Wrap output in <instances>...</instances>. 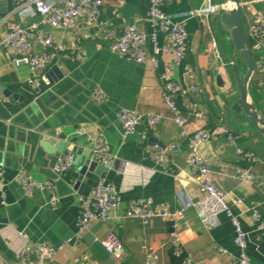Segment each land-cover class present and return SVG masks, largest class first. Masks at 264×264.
<instances>
[{"label": "crops", "instance_id": "0c3cea01", "mask_svg": "<svg viewBox=\"0 0 264 264\" xmlns=\"http://www.w3.org/2000/svg\"><path fill=\"white\" fill-rule=\"evenodd\" d=\"M245 1L241 0L244 3V21L248 24L252 12L264 10V3L255 2L247 9ZM200 3L201 0H174L167 4L166 9L174 15V20L185 22L189 34L186 56L175 64L174 77L183 83L194 79L203 84L205 93L198 97V101L201 109L206 110L207 117L201 120L192 114L185 95H177L175 102L192 131L199 126L211 130L218 125L224 127L225 132L201 142L200 150L212 161L211 174L215 184L227 194L233 211L241 214L243 227L248 232L245 253L253 264H264V229H257L259 223L264 224V138L246 123L243 115L230 107L238 97L231 72L233 46L230 34L220 22L222 12L210 15L207 25L190 14ZM14 7V0H0V36L10 25L20 21L19 16L13 13L3 22ZM149 7L150 0H106L103 6L105 18L116 30L121 31L131 23L150 37L154 36L155 40L149 38L145 45L148 59L144 63L111 50L109 40L85 37L86 32L80 27L75 31L53 30L57 41L69 45L75 43L84 54L80 60L72 51L62 54L54 48L49 51L53 58H57L54 64L65 76L79 75L70 88H86L84 81L92 82L95 90H100L105 96L104 102L97 103L111 104L106 110H100L95 121H74L68 129L69 137L88 134L89 138H83L78 144L85 150L95 149L100 138L108 154V161L100 163L108 169L101 175L87 171L78 189L72 191L79 178V170L74 165L62 176L66 185L60 191L56 189L58 202L53 205L52 193L35 190L29 196L17 180L21 170L28 171L34 178L47 179L40 173V162L45 161V154H38L40 144L32 150L27 142H23L25 148L20 158L17 153H10L8 166L1 165L5 169L7 187L5 204L0 196V264H34L37 260L35 252L30 253L28 262L17 256L25 244L49 242L59 247L68 238L72 241L59 249L49 264H147L150 252L157 255L154 264H183L189 256L193 264H239L242 250L235 243L236 229L226 212L220 214L219 224L213 227L201 220L196 208L186 209L176 222L154 218L146 223L140 218H126L124 215L130 202L139 199H149L154 204H165L170 210H176L188 198L198 200L201 196L199 181L194 178L187 160V138L162 92L160 75L170 55L165 52L159 54L158 66L150 60L154 55L155 42L163 46L168 32L151 26ZM213 40L222 49L224 65L214 63ZM260 58L258 55L259 69L252 75L249 93L250 100H254L264 114V57ZM186 65L191 68L188 74ZM205 72L207 84L203 78ZM30 74L27 65H14L7 53L0 51V86L36 99L54 85L44 80V75L39 72V83L31 86L27 81ZM218 76L222 77L223 86L220 80L218 83ZM9 105L8 98L0 91V106L6 108ZM118 107L144 115L161 113L162 116L153 126L142 122L124 138L117 119L118 112L114 120L110 118V115L115 116ZM62 116L68 117L65 113ZM229 134L233 139H229ZM239 150L251 152L255 158V178L251 181L243 182L237 178ZM100 180L116 186L123 204L110 213L105 223L94 222L89 231L79 235V196L90 194ZM238 198L242 203L237 202ZM251 206H257L259 220L249 210ZM110 233L116 234L125 246L122 258L110 255L95 239ZM173 238H176V243Z\"/></svg>", "mask_w": 264, "mask_h": 264}, {"label": "built area", "instance_id": "2783aa9c", "mask_svg": "<svg viewBox=\"0 0 264 264\" xmlns=\"http://www.w3.org/2000/svg\"><path fill=\"white\" fill-rule=\"evenodd\" d=\"M173 1L150 0L149 23L155 29L159 28L168 32L167 40L163 46L155 42L154 55L150 60L155 66H158L159 54L165 52L170 55V60L165 62L164 70L160 75L162 92L166 104L173 112L177 124L182 128L183 135L187 138V160L192 168L194 178L199 181L201 196L198 200L188 198L176 210H170L165 204H154L149 199H139L130 202L124 211V215L126 218H140L146 223L154 218L176 222L183 216L186 209L196 208L201 220L207 226L213 227L219 224L220 214L226 212L231 217L236 229L235 243L242 250L239 264H253L245 253L248 232L243 227L241 214H236L233 211L228 203L227 194L215 184L211 174L212 161L205 157L200 150L201 142L209 140L216 134L225 132V129L222 125H218L212 130L199 126L192 131L187 118L181 115L175 102L177 95H185L190 112L201 120L207 117L206 110L201 109L198 101V97L205 93L203 84L194 79H191L189 83H183L174 77L175 64L184 60L186 56L189 34L185 22L174 20V15L166 9L167 4ZM105 2L106 0H14L13 12L7 15L3 22L10 19L13 13L19 16L20 21L10 25L5 34L0 36V51H5L14 65L24 64L29 67L31 74L27 81L31 86H36L39 83V72H42L45 76L47 71L55 65L57 58H53L54 55L49 52L50 49L54 48L61 54L62 52L72 51L80 60L84 57V54L77 49V44L69 45L57 41L54 29H73L75 31L80 27L86 32L85 37L109 40L111 50L131 57L140 63L146 62L148 57L145 45L149 38L154 41V36L150 37L146 32L140 30L136 24L131 23L126 24L121 31L116 30L104 16L103 6ZM255 2L264 3V0H247L245 1V8L250 9ZM229 6L226 1L201 0L200 6L193 9L190 14L197 17L200 23L207 25L210 15L224 12L228 10ZM241 6L243 9V2H241ZM246 27L254 54L256 56L261 55V58L264 57V10L252 12V19L246 24ZM212 50L214 63L224 65L222 49L215 40L212 41ZM190 70V66L186 65L187 74ZM92 97L96 102L105 101V96L98 89H94ZM161 116V113L152 112L144 115L122 109L118 114L122 136L125 138L144 121L149 126L155 125ZM228 137L233 139L231 134ZM96 144L94 149L95 158L103 163L108 161V154L103 141L99 138ZM238 154L240 161H255L251 152L239 150ZM73 166L74 154L71 151H65L59 155L54 171L62 177ZM236 172L237 178L243 182L255 178L251 166L238 164ZM17 180L27 195H32L35 190L47 191L52 193L51 203L53 205L57 204L55 180L34 178L26 170H21L18 173ZM6 187L5 169L0 165V196L3 198L4 204L6 203ZM79 201L80 212L77 220L79 235L89 231L94 222L105 223L110 213L123 204L116 186L104 180L98 181L90 194L80 195ZM237 202L242 203V199L238 198ZM249 210H251L255 219H260L257 206H251ZM257 229H264V224L259 223ZM95 239L113 257H123L125 246L116 234L110 233L104 238L96 237ZM71 241L72 238H68L59 247H55L49 242L25 244L19 249L17 256L23 262H28L30 253L35 252L37 260L34 264H49L58 250ZM176 241V238H173V242L176 243ZM222 251L225 252L224 249ZM156 261L157 255L150 252L147 264H154ZM183 264H193L192 258L187 257Z\"/></svg>", "mask_w": 264, "mask_h": 264}, {"label": "water", "instance_id": "95a60500", "mask_svg": "<svg viewBox=\"0 0 264 264\" xmlns=\"http://www.w3.org/2000/svg\"><path fill=\"white\" fill-rule=\"evenodd\" d=\"M225 1L230 6L220 14L219 19L230 34L233 46L231 72L235 89L238 91V97L230 107L237 114L243 115L246 123L264 138V114L258 104L250 100L249 93L250 81L252 75L259 69V62L248 36L241 0ZM78 76V74L65 76L57 64L53 65L45 74L44 80L54 85L36 99L13 92L4 85L0 86V91L8 98L10 104L6 108L0 106V151L6 153L4 156L0 153V165L8 166L10 153H17L20 158L25 148L23 142H27L32 150L40 144L38 154L41 156L45 154V161L40 162L42 167L40 173L47 179L55 180L57 191L66 185V181L54 171L59 155L65 151L74 153V165L79 170V178L73 189L71 188L72 191L78 189L87 171L101 175L108 169L95 158L94 149L85 150L78 146L83 138H89L88 134L82 137H69L68 129L74 121L85 122L87 119L95 121L100 110H106L107 106L111 105L98 104L93 99L95 84L92 82L84 81L86 88L81 86L70 88ZM203 78L207 84L206 72L203 73ZM217 79L223 86L222 77L218 76ZM120 110V107L116 108L115 116L110 115L111 120L116 118ZM61 113L67 114V119L63 118ZM108 123L109 121L100 124Z\"/></svg>", "mask_w": 264, "mask_h": 264}, {"label": "trees", "instance_id": "16d2710c", "mask_svg": "<svg viewBox=\"0 0 264 264\" xmlns=\"http://www.w3.org/2000/svg\"><path fill=\"white\" fill-rule=\"evenodd\" d=\"M255 57L257 58V60H258V56H256V54H255ZM207 129H209V128H207ZM211 130V129H210ZM239 164H241V165H243V166H251L252 168H253V165H254V162H248V161H240V163ZM253 170H254V168H253Z\"/></svg>", "mask_w": 264, "mask_h": 264}]
</instances>
